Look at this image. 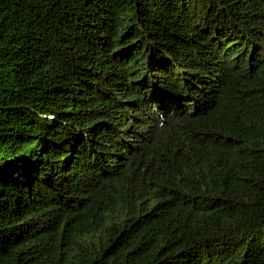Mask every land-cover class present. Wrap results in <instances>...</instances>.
Wrapping results in <instances>:
<instances>
[{
  "label": "trees",
  "instance_id": "trees-1",
  "mask_svg": "<svg viewBox=\"0 0 264 264\" xmlns=\"http://www.w3.org/2000/svg\"><path fill=\"white\" fill-rule=\"evenodd\" d=\"M0 264H264V0H0Z\"/></svg>",
  "mask_w": 264,
  "mask_h": 264
}]
</instances>
